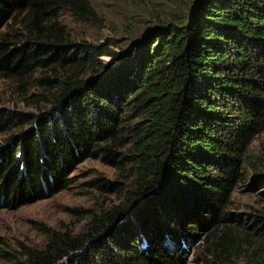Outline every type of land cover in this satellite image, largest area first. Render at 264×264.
Returning a JSON list of instances; mask_svg holds the SVG:
<instances>
[{"label": "trees", "instance_id": "16d2710c", "mask_svg": "<svg viewBox=\"0 0 264 264\" xmlns=\"http://www.w3.org/2000/svg\"><path fill=\"white\" fill-rule=\"evenodd\" d=\"M62 8L94 13L88 0H0V29L19 17L18 27L0 33V72L65 69L44 77L56 88L39 93L51 104L46 110H0V133L21 127L0 145V206L60 191L86 158L128 165L133 179L119 203L90 213L83 230L45 226L43 247L7 258L185 264L164 240L183 247L200 226L228 216L249 147L264 131V0H196L123 52L88 41L72 50L55 19Z\"/></svg>", "mask_w": 264, "mask_h": 264}, {"label": "rangeland", "instance_id": "374dc122", "mask_svg": "<svg viewBox=\"0 0 264 264\" xmlns=\"http://www.w3.org/2000/svg\"><path fill=\"white\" fill-rule=\"evenodd\" d=\"M195 1L88 0L94 13L86 8H62L55 19L65 27L72 50L77 43L88 41L123 52L148 36L158 23L178 21ZM18 18L10 20L0 33L12 32L19 25ZM100 58L117 61L110 54ZM64 71L43 66L25 76H5L0 72V110L35 114L46 110L51 104L40 99L39 93L56 88L44 77ZM20 129L10 126L1 132L0 145ZM248 154L245 177L228 202V216L216 225L200 226L183 247H178L175 240H164L163 244L181 251L185 264H264V131L256 135ZM74 167L69 175L71 182L60 191L22 205L0 206V264H11L7 257L21 255L28 246L43 247L45 226L72 233L83 230L90 213L119 203L133 179L128 165L126 170L120 169L102 156L86 158ZM97 177L106 178L116 188L99 187L94 181ZM67 262L64 259L61 264Z\"/></svg>", "mask_w": 264, "mask_h": 264}]
</instances>
